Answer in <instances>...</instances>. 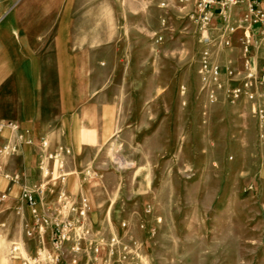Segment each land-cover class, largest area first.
<instances>
[{
  "label": "rangeland",
  "instance_id": "1",
  "mask_svg": "<svg viewBox=\"0 0 264 264\" xmlns=\"http://www.w3.org/2000/svg\"><path fill=\"white\" fill-rule=\"evenodd\" d=\"M101 19L103 37L116 27L118 43L87 101L99 106L86 120L101 138L80 156L41 159L17 209L22 235L0 230V264L40 252V264H54L49 255L57 264H264V27L248 4L204 26L195 2L182 0H102ZM12 131L5 145L18 151L23 134ZM2 156L1 166L11 154ZM3 169L0 177L23 179ZM65 220L73 230L58 249L56 222ZM13 242L24 257L12 256Z\"/></svg>",
  "mask_w": 264,
  "mask_h": 264
},
{
  "label": "crops",
  "instance_id": "2",
  "mask_svg": "<svg viewBox=\"0 0 264 264\" xmlns=\"http://www.w3.org/2000/svg\"><path fill=\"white\" fill-rule=\"evenodd\" d=\"M101 13L102 0H0V123L16 122L23 134L18 151L2 161L5 173L23 177L15 182L0 177L5 235H22L17 209L23 189L40 180L41 159L62 148L70 151L67 158L80 156L101 138L96 124L86 120L87 111L99 106L87 101L99 91L95 77L103 61L114 62L118 55L116 27L103 37ZM15 141L5 128L0 151Z\"/></svg>",
  "mask_w": 264,
  "mask_h": 264
},
{
  "label": "built area",
  "instance_id": "3",
  "mask_svg": "<svg viewBox=\"0 0 264 264\" xmlns=\"http://www.w3.org/2000/svg\"><path fill=\"white\" fill-rule=\"evenodd\" d=\"M185 3L188 2H195V10L196 13L198 14L199 20L204 26H209L212 24L213 21V15L217 14L219 17L223 18L224 20H227L231 13L233 12V8H239L242 7L244 4H248L250 7V13L255 16L254 23L259 24L260 26L264 27V0H182ZM230 33L235 32L234 26H229L228 28ZM205 54V59L202 63V70L203 72L210 70L211 64L209 62V57H210V51L206 50L204 52ZM213 74L218 76L219 75V68L215 67ZM208 76H204V80H207ZM251 82H247L245 84V87L249 88ZM242 89L241 88H235L232 91V94L235 97H239L242 94ZM252 97V95H250ZM5 128H11L14 131H18L19 127L16 123L14 122H7V123H0V132H2ZM18 138L22 139L23 135L18 134ZM42 147L47 148L48 147V142L43 141L42 142ZM17 151V145H5L3 149L0 151V157L2 155H8L15 153ZM70 154V151L67 149H60L56 151L55 153L48 154L49 159H57V158H63L64 155ZM63 164V163H62ZM0 170H2V166L0 165ZM44 172L48 175L50 173V169L48 167H43ZM17 177V176H16ZM12 180H15V177L12 178ZM6 196L3 195L1 200H3ZM23 198L28 202L29 207H33L36 205V198L33 195V193L29 190L24 191ZM59 201L60 202H67V195L65 191H61L59 195ZM75 208H73L74 210ZM19 212L22 211V206L18 208ZM87 213V204L83 203L82 207L80 209V215L85 216ZM49 216L44 215V216H36V221L37 223L41 222L40 225V230H44V223H49ZM57 225V233H56V238H55V246L56 248H60L63 243H65L67 240L71 238L70 234L73 230V222L70 220H65L64 222H56ZM28 234H31V231L27 232ZM76 250H80V246H77L75 248ZM11 254L14 258H19L21 255V245L18 244V242H13L12 247H11ZM40 256H44L43 252H40ZM40 256L38 257H24V264H40L41 263V258ZM49 258L53 261L54 264H57L59 258L57 257L56 261L53 258L52 255H49Z\"/></svg>",
  "mask_w": 264,
  "mask_h": 264
}]
</instances>
